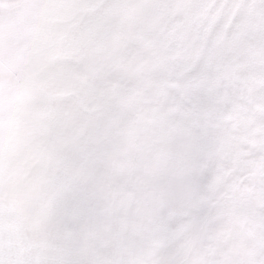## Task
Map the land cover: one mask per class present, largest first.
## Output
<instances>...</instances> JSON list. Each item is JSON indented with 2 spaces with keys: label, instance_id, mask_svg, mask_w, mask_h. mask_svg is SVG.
Listing matches in <instances>:
<instances>
[{
  "label": "snow or ice",
  "instance_id": "1",
  "mask_svg": "<svg viewBox=\"0 0 264 264\" xmlns=\"http://www.w3.org/2000/svg\"><path fill=\"white\" fill-rule=\"evenodd\" d=\"M0 264H264V0H0Z\"/></svg>",
  "mask_w": 264,
  "mask_h": 264
}]
</instances>
